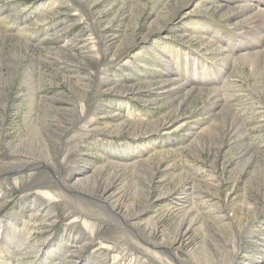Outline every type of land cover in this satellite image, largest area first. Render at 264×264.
<instances>
[{
    "label": "rangeland",
    "instance_id": "rangeland-1",
    "mask_svg": "<svg viewBox=\"0 0 264 264\" xmlns=\"http://www.w3.org/2000/svg\"><path fill=\"white\" fill-rule=\"evenodd\" d=\"M242 2L0 0V264L15 261L12 234L29 237L21 264H66L72 237L93 231L82 221L98 229L79 258L97 261L138 213L163 234L160 249L138 240L151 251L192 221L182 260L264 264V58L237 61L264 55V32L217 9ZM172 79L200 91L177 94Z\"/></svg>",
    "mask_w": 264,
    "mask_h": 264
},
{
    "label": "bare ground",
    "instance_id": "bare-ground-1",
    "mask_svg": "<svg viewBox=\"0 0 264 264\" xmlns=\"http://www.w3.org/2000/svg\"><path fill=\"white\" fill-rule=\"evenodd\" d=\"M243 1V2H242ZM247 1L249 0H241L242 3L245 2V4H242L241 6L237 7H232L230 5H221L218 6L217 9L220 11H224L227 13L229 16V22L234 21H241L240 27L242 28L243 26H259L263 25L264 27V9L260 8L261 4L260 3H255V4H247ZM243 23V24H242ZM253 26L254 31V36L262 37L264 31H259L258 29H255ZM243 29V28H242ZM227 57V56H226ZM224 57V61H226L228 64L231 63V60L229 58ZM264 58V55L261 54V52H246L241 55H239V58L237 61H245L247 60L249 63H254L255 59L257 61H261ZM234 64V63H233ZM232 65V63H231ZM230 86V85H229ZM228 86V87H229ZM170 87L177 93V94H195L198 93L197 88H190L181 80H175L172 79L170 83ZM221 89L222 88H215L214 90L207 91V95L210 96L212 99H216V101L213 102V104L219 105V99L221 95ZM228 91V90H227ZM209 97V98H210ZM29 116V115H28ZM84 116V115H83ZM29 120V118H27ZM37 119V117H36ZM40 120L39 118L37 121ZM36 122V120H35ZM34 123V122H33ZM91 124V122H90ZM122 128H125L122 126ZM133 129V128H132ZM42 152V151H40ZM21 163L18 164V166ZM17 165V164H16ZM14 166V165H13ZM17 167V166H16ZM18 169H11V172L17 171ZM78 174L76 173V176ZM76 176H70L68 179L66 178L65 180L61 177L62 182L64 183L65 186L68 185V188H70L69 191H79L80 194V187H79V180L80 179H75ZM5 179V178H4ZM14 183V182H13ZM17 183V182H16ZM39 186V185H38ZM112 184L104 186L100 193L99 197L103 201L111 199L114 194H109L110 191H112L111 188ZM45 188V186H43ZM84 191V190H82ZM77 192V191H76ZM44 196L49 197L50 200H56L60 198L59 194H51L47 191L44 192ZM86 198V197H85ZM100 200V201H101ZM40 201V199L35 198L34 202L37 204V202ZM105 202V203H106ZM142 214L138 213L136 216H134L132 219H128L127 221L124 222L126 226H124V236L125 242L122 244L123 246L117 244V243H109L104 240H101L100 243L98 244V248H96L94 253L98 256L97 261H87L84 263V261H81L79 258L80 252L82 250H86L87 246L89 243L92 242V238L95 236L96 233H94V229H98L97 223H91L90 221H82L80 224L83 226L84 230L89 229L90 227L93 228L92 233L90 232V236H84V233H77V235L72 237V243L71 245H77L79 246L78 248L74 247L75 249H72L73 246L68 247L66 249V260L64 261L66 264H193L192 262H186L181 259V256H177L176 253H174V249H186L189 250V234H192V228H193V222L189 221L186 223L185 221H182L181 224L179 225V230L177 234L174 236V238L170 242V247L168 249H165L166 254L164 252L160 251H151L150 249L146 248L145 245H142L141 243L138 242V240H143L145 242L149 241L152 244H157V240L161 239V236L163 234H160V231H157L156 225L154 226H149V225H144L142 221H138ZM77 222V221H76ZM80 222V221H79ZM104 222V221H103ZM103 222L101 224H103ZM1 223V222H0ZM78 223V222H77ZM55 224V221H47L46 227L48 229L52 228L53 225ZM74 224V223H73ZM4 225H0V230L1 232L4 230ZM67 229H70V226L67 227ZM71 231V230H70ZM87 231V230H86ZM89 232V231H88ZM96 232V230H95ZM131 232H139L140 237H135L132 235ZM99 234V233H98ZM27 235H21V234H12V236H9L4 243L12 251V254L14 256L13 264H21V261L18 260L20 257L24 256L23 252L27 250V247L24 248L25 242L28 240ZM147 240V241H146ZM91 241V242H90ZM148 244V243H146ZM158 245V246H157ZM154 245L152 248L155 249H160V245L157 244ZM70 246V244H69ZM133 247L132 249H130ZM151 248V247H150ZM163 248V247H162ZM38 253L41 256L43 255L40 248L37 249ZM154 250V249H153ZM55 256L58 257L59 254L54 253ZM70 254L71 256H68ZM77 255V257L74 256ZM73 255V256H72ZM167 255V256H163ZM61 255L58 257L57 260ZM62 258V257H61ZM3 262L5 264H8L11 260V258L8 256L7 259L3 258ZM56 262V261H55ZM232 263V262H231ZM25 264H48L43 261L39 262H30V263H25ZM50 264H54L50 263Z\"/></svg>",
    "mask_w": 264,
    "mask_h": 264
}]
</instances>
